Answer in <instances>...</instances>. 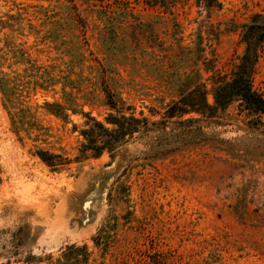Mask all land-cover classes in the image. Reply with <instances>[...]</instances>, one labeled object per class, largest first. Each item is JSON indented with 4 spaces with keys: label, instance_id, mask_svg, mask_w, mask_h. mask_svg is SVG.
<instances>
[{
    "label": "rangeland",
    "instance_id": "obj_1",
    "mask_svg": "<svg viewBox=\"0 0 264 264\" xmlns=\"http://www.w3.org/2000/svg\"><path fill=\"white\" fill-rule=\"evenodd\" d=\"M217 2L0 0V264L71 244L95 264H264V120L239 102L188 142L80 152L87 115L117 111L106 90L151 120L196 85L214 101L264 23V0Z\"/></svg>",
    "mask_w": 264,
    "mask_h": 264
},
{
    "label": "trees",
    "instance_id": "obj_2",
    "mask_svg": "<svg viewBox=\"0 0 264 264\" xmlns=\"http://www.w3.org/2000/svg\"><path fill=\"white\" fill-rule=\"evenodd\" d=\"M143 1L150 6L171 12L181 0ZM197 1L200 6L207 8L219 5L217 0ZM261 18L262 16L258 15L253 23L245 26L243 37L247 42L246 52L231 77L221 81L214 88L213 102L209 101L206 88L196 85L173 100L166 107L161 120H151L144 115L137 116L135 113L127 114L121 111L111 91L106 90L108 103L117 111L110 112L104 120L87 115L88 120L81 130L83 137L81 155L100 157L104 153H109L114 158L120 148L136 140H144L155 149L162 148L166 145L164 143L188 142L186 140L194 130L204 127L200 122L207 123L208 120L216 119L233 102H239L241 111L257 120H264V94L253 85V74L258 58L257 45L264 38V23L259 21ZM155 152L161 153L160 150ZM46 259L49 264H95L91 260V252L86 244L67 245L60 256L53 258L49 255ZM42 260L33 255L26 262L33 264Z\"/></svg>",
    "mask_w": 264,
    "mask_h": 264
}]
</instances>
